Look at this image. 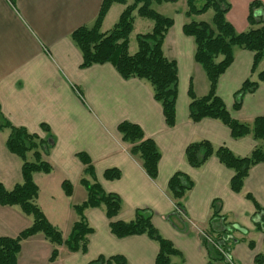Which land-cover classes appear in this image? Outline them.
<instances>
[{"label": "crops", "instance_id": "0c3cea01", "mask_svg": "<svg viewBox=\"0 0 264 264\" xmlns=\"http://www.w3.org/2000/svg\"><path fill=\"white\" fill-rule=\"evenodd\" d=\"M253 1L264 7V0H226L230 8L225 19L236 33L250 28L247 17ZM101 2L0 0V111L12 126L38 136L42 159L51 166L49 174L32 175L38 189L37 204L43 215L61 232L64 240L69 236L73 224L79 220L73 206L87 199L80 180L85 177L91 181L84 176V166L76 157L84 153L102 191L116 194L121 200V209L111 221L130 222L136 210H150L153 226L182 255L171 257L173 264H208L204 240L209 232L211 204L216 200L220 201L219 216L225 223L242 230L232 234L239 242L230 247V264H256V255L263 256L261 264H264V235L255 229L252 220L255 208L246 199V195H251L264 211V164L252 167L241 192L233 193L229 188L233 172L215 157L197 169L190 167L184 158L186 147L201 141L209 142L214 148L224 146L236 157H247L255 148L264 147L263 141H255L251 136L232 139L229 129L217 120L193 123L188 118L189 90L201 98L208 94L209 84L202 68L194 62L193 39L185 36L182 28L190 21L208 23L202 18L212 10L187 17L185 0L151 5V8L185 6L173 14V24L162 42L165 58L176 63L178 78L175 125L168 127L147 82L124 80L110 64L80 68L81 53L71 34L80 27L93 25ZM132 2L112 4L102 20L100 32L110 31L113 27L108 29L109 22L113 20L114 26V19L118 20ZM152 26H149L150 32ZM252 61L251 52L234 49L233 62L219 77L215 90L231 118L247 125L255 118L264 117V84L243 96L238 111L232 107L234 94L243 82L256 81L257 74L264 69L263 59L252 73ZM122 122L139 126L144 136L155 143L160 152L156 179L146 175L141 162L130 154V145L122 141L117 131ZM41 125L47 126L49 132L42 131ZM8 136V129L0 131V183L10 191L22 182V161L7 150ZM25 158L33 162L31 152ZM111 169L118 170L120 177L105 180L104 172ZM175 173H182L193 182L182 200L184 210L180 213L166 193L167 183ZM64 181L72 187L71 196L62 190ZM83 216L93 229L87 236L85 254L69 253L60 246L57 259L49 262L53 245L37 234L21 243L17 264L22 261L90 264L100 256H121L127 264H155L157 244L144 235L123 239L112 236L110 221L102 206L85 209ZM31 223L32 218L18 207L0 206V237L15 238ZM250 242L253 249L249 247Z\"/></svg>", "mask_w": 264, "mask_h": 264}, {"label": "trees", "instance_id": "16d2710c", "mask_svg": "<svg viewBox=\"0 0 264 264\" xmlns=\"http://www.w3.org/2000/svg\"><path fill=\"white\" fill-rule=\"evenodd\" d=\"M179 0H133L121 12L113 28L107 33H101V23L112 4L125 5V0H102L98 15L90 28L80 27L71 34V40L81 53V69L93 65L110 64L124 80L138 79L147 82L152 88L154 100L160 104L165 123L168 127L175 125V106L177 95V68L176 63L165 58L162 52V42L167 30L172 26L171 18L155 12L152 3H175ZM197 0H185L187 17L199 16L212 10L214 15L211 23L190 21L183 25V34L193 39L194 62L204 71L209 84L208 94L196 98L190 89L188 92V118L193 123L203 119H212L221 122L229 131L232 139L251 136L255 141L264 142V117H258L250 125L242 124L231 118L223 101L216 94V85L219 77L233 62L234 49L245 50L253 54V73L260 61L264 59V7L258 1L249 5L247 22L248 31L236 33L226 21L225 14L230 5L226 0H202V5L196 7ZM152 22V30L144 35H137V51L128 53L129 36L133 31V14ZM260 84H264V69L257 74V80L247 79L234 94L232 109L238 111L245 94L253 93ZM9 130L6 140L7 150L22 161V182L7 191L0 183V206L18 207L20 211L32 218L31 225L22 230L15 238L0 237V264H17V255L21 243L30 237L41 234L46 241L53 245L49 262L58 257L57 247L64 246L69 253L87 251V236L93 233L83 216L88 208L103 207L105 217L110 221L109 231L117 239L130 236L144 235L158 246L155 264H173L171 257H182L173 245L164 239L152 224V212L148 209H138L130 222H112L121 209V200L116 194L104 193L93 173L88 156L84 153L76 155L84 166L83 174L91 181L82 177L80 184L87 191V199L80 205L73 206L79 220L73 224L69 236L64 240L59 230L53 227L45 218L37 204L38 189L32 175L34 173L49 174L51 166L42 159L39 152L38 136L29 133L24 128L12 126L0 111V131ZM41 130L49 132L45 125ZM124 143L130 145V154L137 158L146 175L154 180L157 177V167L160 152L155 143L144 136L137 125L122 122L117 126ZM32 153L33 162L26 161V154ZM211 157H215L220 164L233 172L229 188L233 193H240L243 181L250 169L258 164H264V147L255 148L247 157H236L226 147L214 148L209 142L201 141L189 144L184 152L186 163L194 168H200ZM120 172L116 169L107 170L103 174L105 180H116ZM62 190L66 196H71L72 187L68 181L62 183ZM193 182L182 173H175L167 183L166 193L175 207L182 211L184 196L192 189ZM246 199L252 202L255 213L252 217L255 229L264 235V211L255 202L251 195ZM220 201L211 204V216L208 222L209 238L204 240L208 264L224 261L223 255L217 250L228 252L230 247L239 242L232 237L235 225L226 224L219 216ZM170 219V218H169ZM182 221L180 225L182 227ZM249 247L253 249L250 242ZM262 255L255 256L256 264H261ZM90 264H127L121 256L104 258L98 257Z\"/></svg>", "mask_w": 264, "mask_h": 264}, {"label": "rangeland", "instance_id": "374dc122", "mask_svg": "<svg viewBox=\"0 0 264 264\" xmlns=\"http://www.w3.org/2000/svg\"><path fill=\"white\" fill-rule=\"evenodd\" d=\"M201 5H202V0H197L196 7H200ZM184 8L185 6H183L182 4H178L176 6H171V5H162L159 7H157L156 5L152 6V9L155 12L168 18H172L175 12L178 11L181 12V10H183ZM212 15H213V11H210L202 18V20L210 23L212 19ZM133 18H134V30L129 36V47H128L130 55H133L137 51L136 36L138 34H146L150 32L149 26L152 24L151 21L144 18H140L136 13L133 14ZM114 20H115L114 22H117V19ZM107 26L108 29H111L113 27V20H111V22H109ZM21 264H30V263L22 261ZM33 264H38V263H33Z\"/></svg>", "mask_w": 264, "mask_h": 264}, {"label": "built area", "instance_id": "2783aa9c", "mask_svg": "<svg viewBox=\"0 0 264 264\" xmlns=\"http://www.w3.org/2000/svg\"><path fill=\"white\" fill-rule=\"evenodd\" d=\"M175 210H176V212L180 213V211L177 208ZM205 238L209 241V239L206 236H205ZM217 248H218L217 250L223 255L224 261L226 263L230 264V258H229V255L227 254V252L224 251L223 249H220L219 246H217Z\"/></svg>", "mask_w": 264, "mask_h": 264}, {"label": "water", "instance_id": "95a60500", "mask_svg": "<svg viewBox=\"0 0 264 264\" xmlns=\"http://www.w3.org/2000/svg\"><path fill=\"white\" fill-rule=\"evenodd\" d=\"M234 228H235L236 230H238V231H241V232H242V230H240L238 226H236V225H235V226H234Z\"/></svg>", "mask_w": 264, "mask_h": 264}]
</instances>
